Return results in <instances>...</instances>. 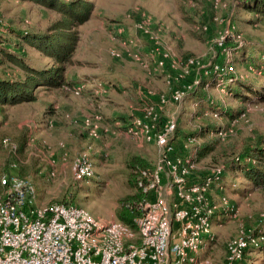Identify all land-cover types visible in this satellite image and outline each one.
<instances>
[{
  "label": "rangeland",
  "instance_id": "rangeland-1",
  "mask_svg": "<svg viewBox=\"0 0 264 264\" xmlns=\"http://www.w3.org/2000/svg\"><path fill=\"white\" fill-rule=\"evenodd\" d=\"M93 1L90 17L76 27L78 40L66 64L69 83L60 88L38 87L34 101L0 107V173L11 157L16 162L13 171L22 166L32 180L35 203L66 198L106 222L117 218L119 199L139 189L138 179L135 184L129 176L135 172L127 165L130 155L147 158L152 169L145 170L146 182L157 178L156 194L170 199L193 192L195 184L219 169L208 185L207 180L199 184L205 186L212 209L213 238L198 253L218 264L226 257L230 239L264 226V189L238 183L243 179L226 169L235 154L246 153L264 134V100L258 99L264 95V76L257 66L246 67L237 57L232 73L251 88L240 101L219 82L210 85V74L216 69V58L222 56L223 64L227 63L238 45L264 59V20L247 21L251 15L241 7L243 0ZM54 17L55 12L28 0H0L3 30L42 32ZM23 50L32 65L50 63L31 46ZM188 58L193 62L187 64ZM0 77L19 79L22 72L0 55ZM77 85H82V92L74 91ZM175 92L181 93L179 99L174 98ZM208 96L217 111L209 108ZM49 106L57 112L52 120L58 126L37 130L35 120ZM226 107L242 112L229 118L221 113ZM149 109L155 120L148 117V123L155 131L167 120L174 122L170 152H163L155 137L147 138V131H155L144 125L135 130L138 116ZM202 126L209 131L198 135ZM93 127L96 136L91 134ZM4 137L16 145L15 150L2 142ZM203 145L206 153L200 154ZM82 151L91 158L94 173L76 180L72 160ZM165 156L190 164L189 176L179 184L173 181ZM223 170L228 172L223 177L227 187L220 188L217 181ZM149 191H142L143 201L154 196V188ZM246 261L264 264V249H249Z\"/></svg>",
  "mask_w": 264,
  "mask_h": 264
},
{
  "label": "built area",
  "instance_id": "built-area-1",
  "mask_svg": "<svg viewBox=\"0 0 264 264\" xmlns=\"http://www.w3.org/2000/svg\"><path fill=\"white\" fill-rule=\"evenodd\" d=\"M141 23L144 25V19ZM164 59L162 56L159 60L161 65ZM192 62L188 58L187 64ZM215 68L218 73L233 72L234 66L229 60L223 65L216 64ZM82 88L77 85L74 91L82 92ZM180 97L181 93L175 92L174 98ZM152 113L149 109L142 117L138 116L135 130L144 125L155 131L148 123V117L155 120ZM96 131L93 127L91 134L96 136ZM173 131L174 122L167 120L161 130L147 131L146 135L148 139L155 137L167 153L172 150L169 139ZM2 142L11 151L16 149L7 137ZM163 160L173 171L175 183L189 176L190 164L166 156ZM71 171L76 180L93 175V163L85 151L72 160ZM146 171L141 170L137 187L145 193L154 188L155 194L152 199L137 202L135 229L117 219L101 221L75 204H37L30 177L19 176L14 171L3 173L0 175V264H214L198 255L202 246L213 238L212 209L207 203L205 186L199 184L207 180L208 185L211 178L218 177L219 169L195 184L193 192L173 199L156 194L159 181L156 178L146 182L149 174ZM260 243H264V230L242 233L227 242L226 257L218 264H237L249 245Z\"/></svg>",
  "mask_w": 264,
  "mask_h": 264
},
{
  "label": "trees",
  "instance_id": "trees-1",
  "mask_svg": "<svg viewBox=\"0 0 264 264\" xmlns=\"http://www.w3.org/2000/svg\"><path fill=\"white\" fill-rule=\"evenodd\" d=\"M28 1L55 12L56 17L49 22L42 32L32 33L26 29L13 30V28L8 27L6 30H3L0 28V46L2 47L0 49V55L3 56L5 61L14 65L22 72V78L19 79L0 77V107L34 101L36 98L35 90L38 87L60 88L69 83L66 79V64L70 61L78 40V30L76 27L84 23L90 17L95 7L93 0ZM241 3V7L244 11H246L248 15H251L250 18H246L247 21L257 22L264 20V0H243ZM2 37H6V41L9 40L11 42H4L5 39H2ZM226 44L223 43L224 47H226ZM25 45L31 46L41 55L47 57L50 63L44 66L28 63L24 58L23 49ZM218 48L222 49L220 46ZM234 49H236L234 57L231 59V63L234 67L236 66L237 57L240 59L242 58L246 67L257 66L264 76V59H262L261 56L253 55L252 52L246 53L247 48H244V46L238 45ZM216 60L218 66L222 65L224 62L222 56L216 58ZM211 78L213 82H211L210 85L219 82L220 87H224L227 94H233V96L240 101L245 99L246 90H248L249 87L248 83L246 84L243 79H239L236 74L229 71L218 73L217 70H213L210 74V79ZM249 89L251 88L249 87ZM258 99L264 100V95H259ZM208 100L211 103H209ZM213 103V98L208 96L207 104H209V108L217 111L218 108L214 107ZM45 110V114L41 116V118L35 120L37 130L44 131L55 123V120H52L54 115L57 114L54 108L49 106L46 107ZM240 112H242V109H233L231 107L223 108L221 111L222 114L229 116V118L237 117ZM122 121L125 122L126 120L122 118ZM213 130L219 131L217 128ZM208 131V126H202L197 134L202 135ZM258 142L259 143L250 147V150L243 155L235 154L231 162V167L226 169L229 172L233 173L234 171L237 173L239 180L243 179L238 183H250L253 189H264V134L258 137ZM199 153H206L205 145L201 147ZM11 155L10 153V156ZM10 158H6V162L3 163L0 175L3 173L10 174L14 170L11 164H16V162L14 161L15 159ZM127 165L130 169L133 168V170H135V172H129L130 179L135 184L140 176L141 170L149 171L152 169L151 163L147 158L138 154L130 155ZM227 171L223 170L217 181L220 188L224 186L227 187V183L223 178L228 173ZM14 172L19 176L26 177V171L22 166H18L17 170L15 168ZM232 185L233 183L230 184V187ZM234 185L236 186V184ZM145 197L146 194L140 189H136L135 192L121 197L119 199V207L116 210V219L125 223L130 228L135 229L134 218L139 214L137 202ZM58 202L70 204V201L66 200V198ZM262 228H264V226L258 228L254 232ZM249 249H264V243L249 245L237 264L248 263L247 261L245 262V254Z\"/></svg>",
  "mask_w": 264,
  "mask_h": 264
},
{
  "label": "crops",
  "instance_id": "crops-1",
  "mask_svg": "<svg viewBox=\"0 0 264 264\" xmlns=\"http://www.w3.org/2000/svg\"><path fill=\"white\" fill-rule=\"evenodd\" d=\"M56 125L58 126V122H57V120L55 121V127H56ZM201 255V254H200Z\"/></svg>",
  "mask_w": 264,
  "mask_h": 264
}]
</instances>
